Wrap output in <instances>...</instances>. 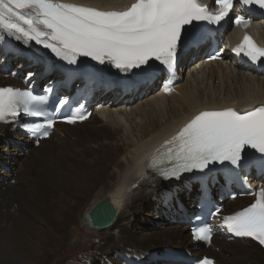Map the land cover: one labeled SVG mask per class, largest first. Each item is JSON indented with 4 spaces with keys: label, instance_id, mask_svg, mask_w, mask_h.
I'll return each instance as SVG.
<instances>
[{
    "label": "bare ground",
    "instance_id": "obj_1",
    "mask_svg": "<svg viewBox=\"0 0 264 264\" xmlns=\"http://www.w3.org/2000/svg\"><path fill=\"white\" fill-rule=\"evenodd\" d=\"M68 1L109 10L126 8L133 0ZM233 36L231 32L226 39ZM260 37L264 41V34ZM20 48L0 33V57L6 56L8 68L20 63L23 73L34 69L35 77L40 76L45 70L29 62L35 55L28 51V44L22 42ZM207 49L185 53L182 73L188 69L189 76L168 95H157L155 87L127 96L120 92L117 96L116 91L115 99L109 94L98 100L104 111L95 112L81 125H57L51 137L38 148L16 133L14 126L1 127L0 229L10 234L9 228H13L15 234L0 235V245H16V253L22 251L33 256L26 239L41 235L50 240L53 237L50 231H61L75 221L76 213L69 198H74L80 207L91 198L82 222L89 236L102 238L104 245L97 259L100 264H164L162 249L169 246L181 247L192 257L209 255L219 264H264V249L250 240L214 239L210 249H197L184 214L192 209L199 185L194 179L182 184L164 182L143 164L157 144L164 143L172 132L202 111L264 104V76L234 66L204 64ZM20 54H26L28 59L19 57ZM0 62L3 63L1 58ZM8 74L6 70L0 72V87L22 85L26 79L22 74L16 79ZM219 182L223 184L221 172L208 180L224 197L222 188L216 185ZM255 184L252 181L251 185ZM103 200L115 211L112 224L99 229L88 223L87 215ZM248 204L249 201L237 198L227 202L226 207L236 211ZM149 210L151 216L160 219L152 225L157 227L168 220L175 224L148 232L141 220L149 217L142 211ZM44 219L46 231L37 230L36 221ZM13 253L0 255V264H17Z\"/></svg>",
    "mask_w": 264,
    "mask_h": 264
},
{
    "label": "snow or ice",
    "instance_id": "obj_2",
    "mask_svg": "<svg viewBox=\"0 0 264 264\" xmlns=\"http://www.w3.org/2000/svg\"><path fill=\"white\" fill-rule=\"evenodd\" d=\"M215 3L220 8L218 14H208L198 0H135L123 11H99L57 0H0V28L17 40L34 41L70 65L87 58L97 65H110L121 74L132 73L148 83L157 70L173 74L185 50L206 41L196 29L199 22L220 25L241 4L264 9V0ZM232 22L245 27L250 23L234 13ZM233 51L264 68V49L257 48L250 37L245 36ZM220 58L219 51L209 56L211 60ZM69 71L79 72L81 67ZM45 92L34 95L30 90L0 87V123H14L21 114L43 117V123L24 127L33 135L47 138L65 105L69 110L62 118L64 122L76 124L89 117L90 113L82 111L83 105L73 107L67 98H59L53 108L46 109L47 94L54 93V89L48 87ZM246 149L253 150V156ZM165 155L170 167L160 173L164 179H179L194 171L206 173L217 166L232 171L250 166L264 169V107L244 112L232 108L202 111L167 142ZM252 194L255 201L239 212L223 216L220 226L236 237H248L264 246V188ZM221 210L222 206H216L210 214L218 217ZM193 238L210 242L212 229L198 228ZM197 264L214 261L204 257Z\"/></svg>",
    "mask_w": 264,
    "mask_h": 264
},
{
    "label": "rangeland",
    "instance_id": "obj_3",
    "mask_svg": "<svg viewBox=\"0 0 264 264\" xmlns=\"http://www.w3.org/2000/svg\"><path fill=\"white\" fill-rule=\"evenodd\" d=\"M22 153L24 154L25 151H23ZM19 158L23 157L19 156ZM15 160L19 161L18 159ZM12 166L15 167V164H13ZM0 169L2 170V167ZM5 177L9 179V177ZM69 199L70 206L73 207L76 213L75 221L71 225H67L65 227L66 229L63 228V230L58 232L50 231L51 236H53L50 240H46L41 235H35V237H29L28 239H26L28 246L31 248L33 256L22 251L16 253V251L18 250L17 246H11L8 243L3 246L0 245V255H3L5 252L9 251L11 253L14 252L13 254L16 253L17 256L15 255V261L17 264H100V262L98 263L97 259L104 245V243L102 242V238H92V236H89V233L87 232V229L84 228L82 222L84 214L86 213L88 208L87 206L90 205L89 202L91 198L88 199L87 202L85 200V204H83V206L81 207L76 205L74 198L70 197ZM150 212L151 210H149L147 213H145V211H142L144 215L148 214L149 217L141 220V223H143L144 225L143 229L146 228L148 232H158L160 231L159 228H164L166 226L175 224V222L168 220L156 227L152 224H158L160 219L159 217L151 216ZM35 227L37 228V230L43 229V231H46L44 229L48 227V225L46 224V221L44 219L36 221ZM9 229L12 230L9 231L11 235L15 234V230L13 228ZM7 232L8 230L0 229V235H10L7 234ZM20 241L21 239L19 238L18 243H20ZM40 241L43 243L42 245H40Z\"/></svg>",
    "mask_w": 264,
    "mask_h": 264
},
{
    "label": "water",
    "instance_id": "obj_4",
    "mask_svg": "<svg viewBox=\"0 0 264 264\" xmlns=\"http://www.w3.org/2000/svg\"><path fill=\"white\" fill-rule=\"evenodd\" d=\"M114 211L113 206L106 200H103L89 211L87 221L92 227L104 229L112 224Z\"/></svg>",
    "mask_w": 264,
    "mask_h": 264
}]
</instances>
